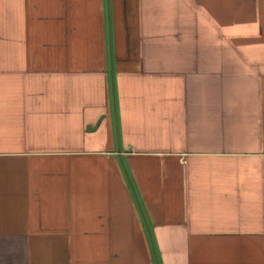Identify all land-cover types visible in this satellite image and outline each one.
Instances as JSON below:
<instances>
[{"label": "crops", "instance_id": "1", "mask_svg": "<svg viewBox=\"0 0 264 264\" xmlns=\"http://www.w3.org/2000/svg\"><path fill=\"white\" fill-rule=\"evenodd\" d=\"M0 264H264V0H0Z\"/></svg>", "mask_w": 264, "mask_h": 264}]
</instances>
